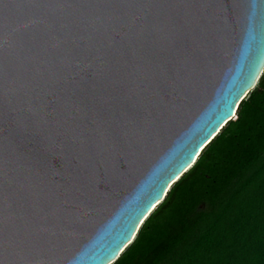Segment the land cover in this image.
Returning <instances> with one entry per match:
<instances>
[{"label":"water","instance_id":"water-1","mask_svg":"<svg viewBox=\"0 0 264 264\" xmlns=\"http://www.w3.org/2000/svg\"><path fill=\"white\" fill-rule=\"evenodd\" d=\"M263 69L264 0H0V264H112Z\"/></svg>","mask_w":264,"mask_h":264},{"label":"trees","instance_id":"trees-1","mask_svg":"<svg viewBox=\"0 0 264 264\" xmlns=\"http://www.w3.org/2000/svg\"><path fill=\"white\" fill-rule=\"evenodd\" d=\"M112 264H264V69Z\"/></svg>","mask_w":264,"mask_h":264},{"label":"clouds","instance_id":"clouds-1","mask_svg":"<svg viewBox=\"0 0 264 264\" xmlns=\"http://www.w3.org/2000/svg\"><path fill=\"white\" fill-rule=\"evenodd\" d=\"M240 100H241V99H240ZM240 100H239V101H240ZM239 101H238L237 104H236V107H235V110H234V115H235V112H236L237 106H238V104H239ZM229 118H231V117H229ZM229 118H228V119H229ZM228 119H226L225 122H226ZM225 122H224V123H225ZM224 123H223V124H224ZM223 124H221L220 127H222ZM220 127L218 128L217 131H219ZM217 131L212 135V137L217 133ZM212 137H211V138H212ZM211 138H210V139H211ZM210 139H209V140H210ZM209 140H208V141H209ZM208 141H207V142H208ZM207 142H206V143H207ZM206 143H205V144H206ZM205 144H204V145H205ZM204 145L201 147V149L204 147ZM201 149L199 150V152H198L197 155L195 156V159L198 157V154L200 153ZM195 159H194V161H195ZM188 167H189V166H188ZM186 169H187V168H186ZM186 169H185V170H186ZM178 177H179V176H178ZM170 184H171V183H170ZM168 188H169V186H168ZM168 188L165 190V192H164V194H163V197H164L165 194L167 193ZM158 202H159V201H158ZM154 206H155V204H154ZM154 206H153V207H154ZM153 207H152V208H153ZM152 208H151V209H152ZM150 211H151V210H150ZM146 216H147V215H146ZM142 221H143V220H142ZM136 232H137V230H136ZM136 232H135V233H136ZM134 235H135V234H134ZM133 237H134V236H133Z\"/></svg>","mask_w":264,"mask_h":264},{"label":"built area","instance_id":"built-area-1","mask_svg":"<svg viewBox=\"0 0 264 264\" xmlns=\"http://www.w3.org/2000/svg\"><path fill=\"white\" fill-rule=\"evenodd\" d=\"M234 117V116H233Z\"/></svg>","mask_w":264,"mask_h":264},{"label":"rangeland","instance_id":"rangeland-1","mask_svg":"<svg viewBox=\"0 0 264 264\" xmlns=\"http://www.w3.org/2000/svg\"><path fill=\"white\" fill-rule=\"evenodd\" d=\"M248 95V94H247Z\"/></svg>","mask_w":264,"mask_h":264}]
</instances>
